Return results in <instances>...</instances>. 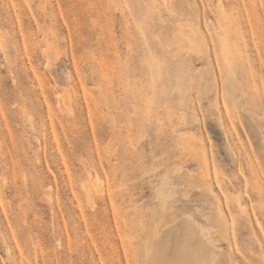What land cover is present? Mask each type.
Listing matches in <instances>:
<instances>
[{"label": "rangeland", "instance_id": "1", "mask_svg": "<svg viewBox=\"0 0 264 264\" xmlns=\"http://www.w3.org/2000/svg\"><path fill=\"white\" fill-rule=\"evenodd\" d=\"M239 263L264 264V0H0V264Z\"/></svg>", "mask_w": 264, "mask_h": 264}, {"label": "bare ground", "instance_id": "2", "mask_svg": "<svg viewBox=\"0 0 264 264\" xmlns=\"http://www.w3.org/2000/svg\"><path fill=\"white\" fill-rule=\"evenodd\" d=\"M189 34H190V33H189ZM189 34H188V35H189ZM185 35H186V34H185ZM200 35H201V34H200ZM189 37H191V35H189L188 38H189ZM189 39H190V38H189ZM191 39H192V40H191ZM191 39H190V40H191V41L193 42V44H194V49H198V43L200 42L201 39L198 38V37H197V38H192V37H191ZM178 41H180V40L178 39ZM201 41H202V40H201ZM178 43H180V42H178ZM94 184H95V183H94ZM99 186H100V185H99ZM99 191H100V190H99ZM102 192H103V191H102ZM212 193H213V192H212ZM161 197H162V196H161ZM227 226H228V225H227ZM202 229H206V227L203 228V226H202ZM207 229H208V228H207ZM202 232H204V235H205L206 238L208 237L209 242H210V241L212 242V239H211V238L209 237V235H208V234H210V233H209V230H207V233H208V234H206L205 231H202ZM225 236H226V235H225ZM211 244H213V242H212ZM231 249H232V248H231ZM232 251H233V250H232ZM261 260H262V259H261ZM239 264H240V263H239Z\"/></svg>", "mask_w": 264, "mask_h": 264}]
</instances>
